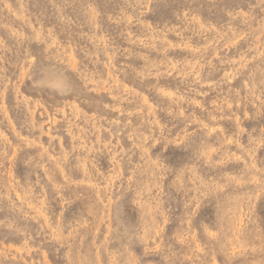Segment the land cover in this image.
I'll return each mask as SVG.
<instances>
[{
    "label": "rangeland",
    "instance_id": "obj_1",
    "mask_svg": "<svg viewBox=\"0 0 264 264\" xmlns=\"http://www.w3.org/2000/svg\"><path fill=\"white\" fill-rule=\"evenodd\" d=\"M0 264H264V0H0Z\"/></svg>",
    "mask_w": 264,
    "mask_h": 264
},
{
    "label": "bare ground",
    "instance_id": "obj_2",
    "mask_svg": "<svg viewBox=\"0 0 264 264\" xmlns=\"http://www.w3.org/2000/svg\"><path fill=\"white\" fill-rule=\"evenodd\" d=\"M173 98V97H172ZM143 101V100H142ZM178 101V100H177ZM139 102V101H138ZM185 106V105H184ZM169 108V107H168ZM180 108V107H179ZM190 108V107H189ZM194 108V107H193ZM165 109V108H164ZM175 109V108H174ZM176 111V110H175ZM178 114V113H177ZM176 114V115H177ZM211 114V113H210ZM139 117V116H138ZM182 117V116H181ZM195 117V116H194ZM151 119V118H150ZM146 121V120H145ZM144 121V122H145ZM208 123V122H207ZM169 124V123H168ZM154 125V124H153ZM160 126V125H159ZM207 126V125H206ZM149 127V126H148ZM153 129V128H152ZM144 130V129H143ZM136 134V133H135ZM139 134V133H138ZM141 134V133H140ZM218 137V136H217ZM217 139V138H216ZM216 142H217V140H216ZM144 146V145H143ZM54 163V162H53ZM150 177V176H149ZM140 180V179H139ZM88 209V208H87ZM192 257V256H191ZM198 257V256H197ZM193 259V258H192ZM197 259V258H196Z\"/></svg>",
    "mask_w": 264,
    "mask_h": 264
}]
</instances>
